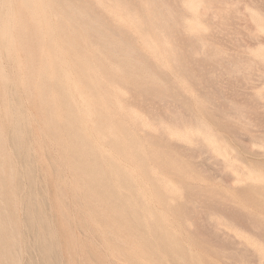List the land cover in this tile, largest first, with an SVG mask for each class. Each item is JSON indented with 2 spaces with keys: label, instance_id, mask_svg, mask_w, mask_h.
Here are the masks:
<instances>
[{
  "label": "bare ground",
  "instance_id": "1",
  "mask_svg": "<svg viewBox=\"0 0 264 264\" xmlns=\"http://www.w3.org/2000/svg\"><path fill=\"white\" fill-rule=\"evenodd\" d=\"M184 2V7L178 4L172 7L170 0H0V192L5 200L0 204V211L11 213L18 199L28 207L27 220L30 224L34 221V216L41 213L40 208L32 206L30 198L32 194L29 197L21 193L23 190L18 184L16 187L14 178L21 174L31 180L35 176L32 172V163L27 162L28 164L23 167H17L11 157L21 153L33 158L36 150L34 145H31L32 142L52 141L56 145L54 153L57 159L56 169L63 168L75 178L67 185L73 195L72 200L74 205L78 206L77 210L89 221L92 234L99 238L104 256L106 255L108 259L127 256L129 260L126 264H168L178 258L180 261H174L173 264H196L197 260L192 258L190 251L189 256L183 253L181 241L173 239V243L164 241L166 236L172 238L177 231L171 232L168 225L167 228L164 225L168 224L167 220L173 215L170 207L165 209L159 205L166 199L163 192L166 189L174 191L175 188L169 178L166 180L168 186L164 187L152 183L149 178V169L153 170L155 165L144 160L150 150L144 142V137L142 140L139 136L136 123L141 126L148 125L142 117L151 113L149 103L151 98L144 97L145 102L140 103L137 93L140 91L142 95L148 96L152 90L150 81L143 80V75L148 77L158 75L152 68L156 64L152 59L155 56L162 61L161 53L170 48L168 43L171 40L167 36V26L175 23L174 19L178 24H182L183 17L191 16L196 12L197 4L203 2L207 8L212 7L217 12L229 11L232 35L230 62L234 86L239 92L258 96L260 92L253 93L252 90L258 87L260 82H264V0H185L183 4ZM227 2L231 3L230 7L224 5ZM172 10L177 12L176 15L174 13L175 18L169 15ZM163 12L169 15L170 22L163 21ZM217 12L211 14L215 17ZM208 17L202 19L206 20ZM200 20L195 17L193 23L200 25ZM159 27L163 28L157 30ZM174 45L176 46L175 43ZM125 70H128L132 77L125 78ZM135 76L142 78H134ZM178 81L184 82L180 78ZM130 84L137 88L130 87ZM259 90H264V86ZM126 92L130 93L128 97H124ZM189 92L192 93V90ZM235 107L237 109L238 106ZM239 120L241 121L240 118ZM27 130L30 133H26ZM8 136L12 141L9 142L10 145L12 143L9 150L5 146ZM204 136L209 138L207 134ZM226 145L227 142L224 146ZM35 158L37 162L39 158ZM44 167L41 166L42 169ZM250 173L251 171L246 172ZM261 177L264 178L263 175ZM81 179L87 180L86 191L80 190ZM17 188L21 194L17 192L19 197L14 198L13 193ZM41 188H45L44 185ZM93 196L98 197L99 208L93 204L91 200ZM145 196H149L147 199L149 204L146 205L149 217H153L156 226L163 223L165 226V229L157 227L161 228L160 235L157 236L160 240L152 242L153 245L145 238V233L151 228L147 227L145 222V212L140 211V207L143 206L142 197ZM53 200L58 207L61 203L60 196L54 197ZM180 214L179 212L178 215ZM59 219L63 221L64 215L62 214ZM45 220L48 222L51 219ZM122 220L126 221L123 229L116 233L111 232L110 237L104 235L107 226L115 229V224ZM6 222L8 223V219ZM17 226L16 223L13 224L15 229ZM41 226L45 225L41 223ZM2 229L5 228L0 229L1 245H12L15 238H8ZM53 231L49 232L52 233V237ZM55 232L58 233L57 229ZM63 239L60 242H63ZM43 242L47 243L44 240ZM120 242L127 243L128 246L125 251L119 249L120 252L115 255L112 252L115 249L113 245L120 248ZM42 247L45 254L52 253L51 247L47 244ZM100 261L101 264L105 263L106 258H100ZM198 261H201L200 257Z\"/></svg>",
  "mask_w": 264,
  "mask_h": 264
},
{
  "label": "rangeland",
  "instance_id": "2",
  "mask_svg": "<svg viewBox=\"0 0 264 264\" xmlns=\"http://www.w3.org/2000/svg\"><path fill=\"white\" fill-rule=\"evenodd\" d=\"M175 1L170 0L172 7L177 6L176 4L184 7L185 2L183 4V1L185 0H180L181 3L179 0L176 3ZM205 5L203 2H199L197 4L198 10L196 9V12L191 15L192 17L189 16L187 18L184 16L181 20L184 25L178 24L176 19H174V22L177 24L173 23L167 26L170 29L167 28V36L171 40L168 43V47L171 49L169 48V50L161 53L162 61L165 64L159 61L158 58H155V56L152 59L154 64L156 62L152 68L158 74L157 78L155 76L148 77L143 75V80L150 81L152 90L150 91L151 93H148V96H144L138 89V101L144 103L143 98L150 97L151 101L149 103L152 110L149 116L143 115L142 117L148 122V125L141 126L136 123V129L139 131V136L142 140L144 137V142L150 150V152H147L144 160L147 163H151V165L152 163L155 165L153 170L149 169L148 175L150 180L152 183H157L159 186L164 187L168 186V181L166 180L169 178L172 180L175 188L174 191L166 189L163 192L166 199L159 205L165 209L170 207L169 209L173 215L167 220L168 224H163L166 228L168 225L171 232L177 231L175 236H172V238L166 236L164 241L166 243L173 240L181 241L183 253L188 256L192 254V258L197 260L196 264H264V253L261 251L264 248V178H260L261 175L264 176V90H259L260 87L264 86V82H260L259 86L252 90L253 93L260 92L258 96L244 94L235 88L230 62L232 35L229 11L217 12L215 11L216 9L212 7L207 8V5ZM224 5L230 7L231 3L227 2ZM214 12H217L215 17ZM174 13L175 15L177 14L175 10H172L169 15L175 18ZM165 14L164 12L162 14L164 15L163 21L170 22L169 15ZM208 14L211 18L208 17ZM206 16L208 17L206 20L202 19L206 18ZM195 17L199 20L201 18L200 25L193 23ZM160 28L157 30H161L163 27ZM175 30L177 33H174ZM123 33L125 34V32ZM192 37L196 39H192ZM170 50L172 53H170ZM146 53L148 54L149 52L146 51ZM171 54L175 55V57L173 58ZM208 56L209 58H207ZM168 57L170 58L168 59ZM163 64L164 66L161 67ZM124 74L125 78L132 77V74L128 70H125ZM154 77L155 79H153ZM134 78L141 79L142 77L135 76ZM179 78L184 80V84L178 81ZM181 83L185 88L180 85ZM132 86L137 88V86L130 84V87ZM190 88L192 93L189 92L191 91ZM165 90L167 92H164ZM129 95L130 93L126 92L124 97H128ZM235 105L239 108L237 107L236 109ZM244 111L247 112L245 113ZM26 133H30V131L27 130ZM206 134L209 136L208 139L204 136ZM8 137L5 142L7 150L12 145V143L10 145L9 142L12 141ZM9 139L10 141H8ZM225 142H227L226 146H224ZM38 143L40 144V148ZM38 143H31V145H34L37 154H34V156L39 158L37 162H35L36 158L34 156L33 158L31 156L26 157L21 153H17L18 155L16 156L18 158H15L16 156L13 155L11 160L17 167H23L25 164L32 163V172L35 174V178L32 177L30 180L18 174L20 177L17 176L16 178L14 176L16 187L19 185L18 187L20 188L21 186L22 189H20L23 191L20 192L25 193L27 196L32 194V197L29 196L32 199V206L35 205L33 207L40 208V210L45 212V216L41 211L40 214L34 216V221L30 224L27 220L28 207L25 203L19 202L18 199L11 213L0 211V229L5 228L6 230L2 229V231L6 232L8 238L14 237V243L16 244L13 243L9 246L1 245L2 241L0 238V264H17L18 262V264H101L100 258H106V262L102 264H126L129 260H127V256L108 259L106 255L102 254L103 248L99 238L92 234L89 221L77 210L79 208L74 205V200H72L73 195L67 186L75 178L63 168H60L61 170L56 169L55 143L52 141ZM41 150L43 151L41 152ZM41 154L42 156H40ZM21 158L22 160H20ZM50 166L54 168L53 171ZM248 171H251V173L246 174ZM260 172L261 175H259ZM38 179L39 181H37ZM52 179L54 180L52 181ZM79 182L80 190L86 191L87 180L81 179ZM43 185L45 188H41ZM19 188L13 193L14 198L19 197V194H21L19 193ZM17 192L19 193L18 196ZM52 195L53 199L56 196H60L61 203L58 207L56 203L54 204ZM148 197H142L141 204L143 206L140 207V211L145 212V222L147 227L151 228V230L145 233V238L153 245L152 242L155 243L160 240L157 236L160 235V229L162 227L165 229V226L163 224L156 226L153 217H149V213L146 212L149 204ZM91 200L99 208L100 201L98 197L93 196ZM0 201V204H3L5 201L1 192ZM42 207L44 209H41ZM53 207L55 211H53ZM45 209L48 211H45ZM57 211L58 213H56ZM46 212L49 213L48 216ZM179 212L181 213L180 215H178ZM258 212L259 214H257ZM6 214L8 215L6 216ZM62 214L65 218L63 221L59 219ZM107 214L110 216L109 211H107ZM5 217H7L9 224L6 222L7 219ZM47 218L51 220L47 222L45 220ZM40 220L42 225L45 226H41ZM14 223L18 225L17 229L13 227ZM30 225L33 227H30ZM115 225V229L112 226H107L104 235L110 237L111 232L116 233L118 230L123 229L126 221L122 220ZM43 229L45 230L44 232ZM56 229L58 233L55 232ZM51 230H54L53 237L52 233H49L52 232ZM35 234L36 236L34 237ZM62 239L66 241L60 242ZM43 240L51 247L50 252L52 251V253H44L42 246L46 244ZM113 246L115 249L112 252L116 255L120 252L119 249L125 251L128 244L120 242V248L115 246V244ZM91 248L93 250H90ZM199 257L201 261H198ZM214 260L215 262H213ZM174 261L179 262L180 260L178 258L168 264H173Z\"/></svg>",
  "mask_w": 264,
  "mask_h": 264
},
{
  "label": "snow or ice",
  "instance_id": "3",
  "mask_svg": "<svg viewBox=\"0 0 264 264\" xmlns=\"http://www.w3.org/2000/svg\"><path fill=\"white\" fill-rule=\"evenodd\" d=\"M262 253H264V248L261 249Z\"/></svg>",
  "mask_w": 264,
  "mask_h": 264
}]
</instances>
